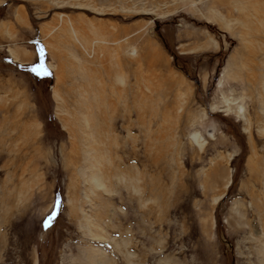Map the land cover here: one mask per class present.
Masks as SVG:
<instances>
[{"label":"rangeland","instance_id":"374dc122","mask_svg":"<svg viewBox=\"0 0 264 264\" xmlns=\"http://www.w3.org/2000/svg\"><path fill=\"white\" fill-rule=\"evenodd\" d=\"M0 264H264V0H0Z\"/></svg>","mask_w":264,"mask_h":264},{"label":"crops","instance_id":"0c3cea01","mask_svg":"<svg viewBox=\"0 0 264 264\" xmlns=\"http://www.w3.org/2000/svg\"><path fill=\"white\" fill-rule=\"evenodd\" d=\"M37 42H41V41H37ZM38 55H39L38 50H36V48H35V55L31 52L28 53L27 51H22L21 55L15 53V51H12L13 59L17 63L22 62V63L27 64V62L23 59H31V61H29V62H30V64H33L36 61V59L38 58Z\"/></svg>","mask_w":264,"mask_h":264},{"label":"snow or ice","instance_id":"6c2138e0","mask_svg":"<svg viewBox=\"0 0 264 264\" xmlns=\"http://www.w3.org/2000/svg\"><path fill=\"white\" fill-rule=\"evenodd\" d=\"M41 54H42V50H41ZM32 72L35 73L36 76H46L49 74L47 72V69L44 67L42 60L38 67H34L32 69ZM55 218H56V212L53 211V213L48 218L47 225H51L52 221H54Z\"/></svg>","mask_w":264,"mask_h":264},{"label":"bare ground","instance_id":"6f19581e","mask_svg":"<svg viewBox=\"0 0 264 264\" xmlns=\"http://www.w3.org/2000/svg\"><path fill=\"white\" fill-rule=\"evenodd\" d=\"M193 140H195V142H196L198 145H200L201 148H203V147L205 146V143L202 142V141H200L199 138H198V136L195 135V136L193 137Z\"/></svg>","mask_w":264,"mask_h":264},{"label":"trees","instance_id":"16d2710c","mask_svg":"<svg viewBox=\"0 0 264 264\" xmlns=\"http://www.w3.org/2000/svg\"><path fill=\"white\" fill-rule=\"evenodd\" d=\"M41 55V54H40ZM48 71V70H47Z\"/></svg>","mask_w":264,"mask_h":264}]
</instances>
